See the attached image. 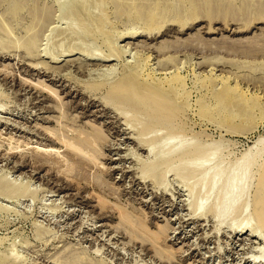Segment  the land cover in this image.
Masks as SVG:
<instances>
[{
	"label": "rangeland",
	"instance_id": "obj_1",
	"mask_svg": "<svg viewBox=\"0 0 264 264\" xmlns=\"http://www.w3.org/2000/svg\"><path fill=\"white\" fill-rule=\"evenodd\" d=\"M8 1L0 0L6 17ZM119 1L51 0L54 13L33 55L1 33L0 186L13 188L0 194V264H264V229L254 211L264 162V139L254 146L264 138V0H184L158 18L152 34H130L148 13ZM81 6L83 18L75 11ZM97 16L105 23L86 22L87 30L84 17ZM110 27L124 36L117 44L106 38ZM141 58L157 78L184 77L181 136L217 143L211 172L254 147L259 165L248 175L247 208L231 222L219 225L205 209L195 214L194 201H208L196 190L201 177L141 174L152 159L149 146L105 99L109 84ZM103 81L109 84L91 87ZM156 134L166 130L146 135L148 143Z\"/></svg>",
	"mask_w": 264,
	"mask_h": 264
},
{
	"label": "bare ground",
	"instance_id": "obj_2",
	"mask_svg": "<svg viewBox=\"0 0 264 264\" xmlns=\"http://www.w3.org/2000/svg\"><path fill=\"white\" fill-rule=\"evenodd\" d=\"M4 1H6V0H4ZM50 1L49 0H10V1H8L7 4L9 5V7L7 6L8 8L4 9L7 11V14H6L7 17L0 14V37L2 36L1 33H3L7 39L11 40L12 42L14 41L15 44L17 43L16 46L24 48V51H26L28 54L33 55V53H35L36 51L38 52L37 48H38L39 40L41 38L40 34H43V32H42L43 29L45 27L49 26V25H47V23L50 21L52 15H53V14H51L53 12V11H51V8L53 6L52 5L53 2L51 4ZM149 1L150 2L153 1V2L147 3L149 6H143L144 0H127L128 6H129L128 8H130L131 11L136 10L135 12L142 14V13H144V12H142V10H143L146 13H148V15L144 13V15H146L147 17L146 16H145V18L141 17L142 19H144L143 21L137 22V24L139 22L140 23L144 22L143 26L138 27L139 25H133L132 24L133 26H135V27H130V29L132 31L127 30L128 32H130V34H135V33L139 32L138 31L139 29H142L143 30L142 32L148 31L150 34L152 31H155V29H158V28H155L154 25H155V23L158 22L159 17H161L164 13L166 14L168 12L171 13L174 11L177 12L176 8L182 7V5L184 6L186 4V2L184 0H149ZM195 1H197V0H195ZM198 1H197V3H198ZM209 1H211V0H209ZM111 2L113 3V1H111ZM115 2H117V1H115ZM138 3H142V4L140 6L139 5L137 6ZM193 3H194V5L197 4L194 2V0H193ZM105 4L106 3L104 2L103 5H105ZM191 4H192V2H191ZM233 4H234V2H233ZM262 4H263V2H262ZM144 5H146V4H144ZM228 5L232 6L229 3H228ZM1 6H3V5L1 4ZM82 6L79 9L77 8V10H75L76 15L79 14L81 16V18H83V15L86 14L85 9H83ZM142 7H145V10L142 9ZM220 7H222V6H220ZM125 8L122 7V10ZM53 9H54V7H53ZM70 9L72 10L71 7H70ZM104 10H102V11H104ZM131 11H129V12H131ZM2 12H4V11H1V13ZM4 13H6V12H4ZM105 14H106V12H105ZM96 15H99V14H96ZM102 15H103V13H102ZM126 15H127V13H126ZM130 15H128V16H130ZM103 16H97L95 18H87V19H86V17H84L85 24H84V22H83V24L85 25V28L88 30L89 27L87 25L92 24L93 21H94V23L97 22V24H98V25L95 24L93 26L91 25L93 28H94V26H96V27L102 26L99 23H105V21L103 20L104 19ZM53 18H55V16ZM114 19H116V17ZM163 19H165V17ZM107 20H109V19H107ZM86 22H89V23L86 24ZM111 22L109 20L108 23H111ZM129 22H131V20ZM129 22H128V24H129ZM44 24H45V26H44ZM105 25H107V24H105ZM42 26H44V27H42ZM104 26H103V28H104ZM82 27H84V26H82ZM113 27H110L109 28L110 30L108 28H105V29H107L108 32L107 31L106 32L109 36L106 38H108L107 40H110L111 43L117 44L118 41H117V39L114 40L115 37H122L123 34L121 32H118V31H113L112 30ZM19 28L21 29L22 32L23 31L24 32H23V34L17 35L18 31L20 32ZM125 28H126V25H125ZM89 29H91V28H89ZM90 34H91V32H90ZM103 34H105V33H103ZM69 35H71V34H69ZM3 37L4 36H2L1 38H3ZM1 38H0V40H1ZM66 39H68V38H66ZM115 44H113V45H115ZM39 47H41V46H39ZM114 50L115 49L110 50L111 56L112 55H118V54H116V52ZM38 54H40V53H38ZM100 57H102V56H100ZM106 59H108V58H106ZM146 66H147V59L142 60V58H141V60L139 59L136 62L129 64V66L128 65L125 66L124 72H123V74H121V77H119L118 80H116L114 83H111V84H109L106 81L109 84V87H108L109 89L107 91V95L105 98V99H107L106 102H109L108 103L109 105L114 107L119 113H122L121 115L125 119V122H126L125 124L132 125V127L138 126L137 127L138 130L135 129V130H137L136 135H137V138L139 139L138 142L140 141L141 145L147 144L149 146V149H150L151 154H152V159L149 162L145 163L143 166H141V170H140L141 174L143 176L149 175L152 178L157 179L159 177H164L166 174H168L167 172L172 171V173L176 172V174L181 173L180 177L183 175V178H181V179H185L186 177H189V176L192 177L191 175L201 177L202 180H200L201 178L199 179L201 182L200 181H199V183L198 182H192L190 184H191V186H193L192 185L193 183L200 184V186L197 187L198 189L195 187L196 190L199 191L198 193H200L199 195L201 196V198H199V199L205 200L204 198L208 197V201L206 200L207 202H204V203L201 200L200 201L199 200L194 201L195 203L193 204L194 205L193 207H194L195 214H197V211H199L201 209H205L207 213H211L213 217L218 219L219 225L224 224L227 221L231 222L230 220L233 219L234 215H236L237 212H239L241 209L247 208V205H246L247 203L245 201L247 199L245 196L247 193V185H248L247 181L249 180L248 175L251 174L250 172L252 171V169H254V167H258V166H254V162L257 165H259L257 163L258 162L257 160H255V161L251 160V159H256L255 158L256 153H254V154L252 153V149L254 147L250 148L251 149V151L249 150L250 153L246 152V153H248L247 155L245 153L246 156L244 155L245 156L244 158L242 157L241 160L238 159L240 161H237L236 159H235L236 162L233 160L228 161L229 164L226 162V164H228V165H225L226 167L225 166L223 167L222 166L223 164L221 166L219 164L218 168H216L215 171L211 172V169H213V168L210 167V165H211L210 163L214 160L213 159L214 156L220 152V151H218V153H215V150L218 147L213 148V146L214 147L217 146V143H216V146L214 144H213V146H212V144H209L211 146H209V147L205 146L204 147L203 144L195 141L194 139H192V141H190L186 137H183V136H186L185 128H184L185 123L182 121L181 118H183L184 114H185V107L187 106L185 103H186V97L188 95V89L186 88V85H185L186 83H185L184 77H182L181 75H179L177 73H173L172 75L167 76V78L160 79V78H157L152 71H147ZM112 79H114V78H112ZM106 82L103 81V84L98 83V82H97V84L93 83L94 85H91V87L93 89H97V88L99 89ZM224 89H226V88H224ZM219 96H221V95H219ZM224 97H225V94H223L222 97H220L221 101H218L219 102L218 106H220L222 104L220 102H223ZM229 116H231L232 118L237 117V116H239V112L233 111L229 114ZM162 129L166 130V134H164L162 137L157 136L158 134H156L157 140L155 141V143H148V140L146 139L145 136L149 135L150 133L155 134L159 130H162ZM135 130H133V131H135ZM183 133H184V135L181 136ZM156 136H155V138H156ZM261 137H263V136H261ZM61 138H63V137H61ZM262 139H264V138L258 139L257 142L254 144V146H256V145L258 146V143L259 142L261 143V141H263ZM152 141H153V139H152ZM88 145H90V144H88ZM80 146H82V145H80ZM74 147H77V146H74ZM82 147H86V146H82ZM254 150H256V149H254ZM263 150H264V148H263ZM263 150L258 149V151H260V153L264 152ZM252 154L254 157L252 156ZM257 154H258V152H257ZM262 154H264V153H262ZM261 156H264V155H261ZM261 156L259 155L257 157L261 158ZM263 161H264V159H263ZM257 171H258V168H257ZM258 172L260 175V176L258 175L260 177V179L258 178L259 188L256 187V190L258 189V195L255 196L256 198H254V200H255L254 201L255 202V210L254 211H256L257 216H255V215L254 216L257 219L261 218L260 220L262 222L259 220L260 228L263 227V229H264V162L259 165V171ZM205 179L206 180L209 179L210 182H208V184H210V185L207 184L208 185L207 186L205 184V182H206V181L204 182ZM155 182H157V181H155ZM201 183H204V184H201ZM9 184L7 183V185H6V183H5L4 186H2V187L0 186V191L2 192V193L0 192L1 195L2 194H4V195L9 194L10 195L12 190L10 191L9 189L13 188V187L10 188V185H13V183L10 185ZM17 185H18V183H17ZM203 185L206 187H204ZM203 187L206 189H203ZM207 187H208V189H207ZM195 188H194V191H195ZM15 190H16V188H15ZM23 194H25V192ZM202 197H204V198H202ZM241 199H244V200H241ZM256 205H257V207L258 206L259 207L257 208ZM220 214H221V217H219ZM254 214H255V212H254ZM253 228H254V226H253ZM254 232H255V230H254Z\"/></svg>",
	"mask_w": 264,
	"mask_h": 264
}]
</instances>
